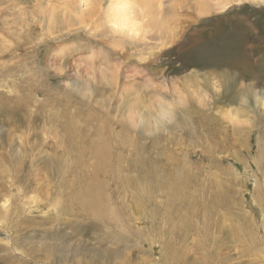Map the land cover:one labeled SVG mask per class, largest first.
<instances>
[{
  "label": "rangeland",
  "instance_id": "rangeland-1",
  "mask_svg": "<svg viewBox=\"0 0 264 264\" xmlns=\"http://www.w3.org/2000/svg\"><path fill=\"white\" fill-rule=\"evenodd\" d=\"M110 7L0 0V264H264V120L244 134L223 117H252L240 97L264 90V0H162L161 29L135 4L137 35L111 27ZM107 56L124 87H220L177 124L144 112L136 126L134 95L99 76ZM8 234L37 259L10 261Z\"/></svg>",
  "mask_w": 264,
  "mask_h": 264
},
{
  "label": "bare ground",
  "instance_id": "bare-ground-1",
  "mask_svg": "<svg viewBox=\"0 0 264 264\" xmlns=\"http://www.w3.org/2000/svg\"><path fill=\"white\" fill-rule=\"evenodd\" d=\"M116 1H117V4L115 5ZM134 2H136L135 4L137 6L139 5L141 6L142 18H145V17L149 19L152 18L153 21L151 25L153 27L161 29V27L163 26L162 22L159 20H155L154 17L156 18H159V16L161 17L162 0H112V4L114 5V7H110L112 10V13H111L112 16L111 17L109 16L107 19V22L111 23V27L116 28V30L118 31H124V32H127L128 34L133 33L136 35L144 31L143 28L145 27L142 24V22H139L138 19L135 20L136 16L134 15V7H135ZM137 2L138 3L140 2V4H138ZM153 6H155L156 8ZM151 15L152 17H150ZM117 17H120V18H117ZM148 25L151 26L149 22H148ZM157 26H160V27H157ZM106 63L108 66L106 68L103 67L102 69L99 70V76L100 78H102L103 82L106 83L108 88L111 90L112 96H114L117 90H121L123 88L122 92L121 91L119 92L120 99L121 100L124 99V96L134 95L131 101L133 100L136 101L135 102L136 107L135 108L128 107V110L132 111L133 115L138 111L144 110L142 114L140 115V117L137 116L138 120L136 122V126L145 123L147 117H145L144 112L148 113L149 116L153 118L154 127L156 126L158 128L163 129L168 125H171V124L173 125L175 123L177 124L178 115L181 109L183 110L187 109L189 105H191L195 101H198V103L201 106L202 104L206 105L208 102L207 98L210 96V93L218 92L219 87H220V84H219L220 76L219 75H214V76L209 75L207 77H204V81L199 80V79H187V80H182V81L174 80V82L171 81L172 84H170V91H169L170 94H167V95L165 94V92L161 90H157L156 89L157 86L152 87L151 86L152 82L150 80H145V83H137V84L132 83L131 86L124 87L125 84L124 85L120 84L121 61H119L118 59L116 60V57L110 58L107 56ZM92 75L94 76V74ZM163 84L166 86L165 82H163ZM165 89L168 90L167 87H165ZM240 100H239L241 102L240 105H242L245 109H248L249 107H251L250 111L254 112L252 114V117L250 113L248 112L244 113L242 109L235 108L236 106L232 107L231 109L229 108L228 110H226L225 115L223 117L225 119H228L231 123H233L235 125L234 127L238 131H241L244 134H248L251 132V128H253V126L255 125L254 115L256 116L258 115L260 116L261 120H264V90H257L254 86L253 87L250 86V89H248L247 92H245L240 97ZM108 101H110V99H108ZM154 116L156 117V119ZM257 142H258V149H259L258 151L259 161L263 162L264 160V137L263 135L258 136ZM99 196L100 194H89L88 195L90 199L91 198L95 199L96 197H99ZM7 201L8 199H6L3 203L4 209L6 208L5 203ZM91 201L93 200L91 199ZM1 222L2 220L0 219V225H1ZM232 226L233 227H230L229 225L230 228H228V233L232 232L235 229L234 225ZM2 240L4 244H6V247L2 246L4 250L11 249L12 252L14 253L12 254L11 257L10 255H8L10 261L11 260L13 261L16 258V256H20L21 258L24 257V258L37 259L36 252L32 253L33 255H29V254L26 255L25 252L23 251V253L26 256L20 254L17 251L19 249L15 247L14 242L9 237V234L7 238H4ZM152 245H155V244L152 242ZM170 253L168 254V258H171L172 256H174V253L172 251H170ZM158 259L159 258H157V260Z\"/></svg>",
  "mask_w": 264,
  "mask_h": 264
}]
</instances>
